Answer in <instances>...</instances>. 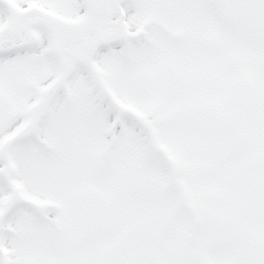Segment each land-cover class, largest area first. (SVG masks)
Wrapping results in <instances>:
<instances>
[{
	"label": "snow or ice",
	"instance_id": "1",
	"mask_svg": "<svg viewBox=\"0 0 264 264\" xmlns=\"http://www.w3.org/2000/svg\"><path fill=\"white\" fill-rule=\"evenodd\" d=\"M0 264H264V0H0Z\"/></svg>",
	"mask_w": 264,
	"mask_h": 264
}]
</instances>
